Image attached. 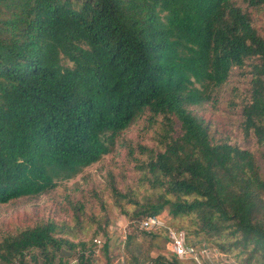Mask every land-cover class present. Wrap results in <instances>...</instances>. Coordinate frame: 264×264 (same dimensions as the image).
<instances>
[{
	"label": "trees",
	"instance_id": "trees-1",
	"mask_svg": "<svg viewBox=\"0 0 264 264\" xmlns=\"http://www.w3.org/2000/svg\"><path fill=\"white\" fill-rule=\"evenodd\" d=\"M231 76L247 81L245 89L233 85L228 100L239 107L242 138L264 144V37L237 0H0V204L53 189L120 144L153 190L141 202L109 183L134 230L154 237L137 222L166 210L215 240L218 252L264 264L256 153L212 136L195 111ZM140 119L157 132L159 150L119 141ZM83 206L72 205L73 224L48 219L0 230V264H68L62 248L76 251L77 264H92L96 232L84 240ZM133 238L125 235L124 264H184L173 253L142 251ZM103 252L109 264L107 241Z\"/></svg>",
	"mask_w": 264,
	"mask_h": 264
},
{
	"label": "rangeland",
	"instance_id": "rangeland-1",
	"mask_svg": "<svg viewBox=\"0 0 264 264\" xmlns=\"http://www.w3.org/2000/svg\"><path fill=\"white\" fill-rule=\"evenodd\" d=\"M237 4L246 8L250 14L253 26L257 32L264 37V5L254 8L243 0H237ZM240 86L245 89L247 81L244 78L231 76L229 83L219 90L216 100L207 102L204 106L195 108V111L202 116L209 124V132L214 137L228 136L230 140L242 148L253 149L256 153L258 163L264 172V144H258L256 139H243L239 130L237 119L239 118V107L232 108L228 105L231 98L232 86ZM122 139H132L141 142L156 150L160 149L159 136L155 129L148 127L145 120L134 121L127 129L119 135ZM126 150L123 145L118 144L113 151L102 156V158L83 168L73 178L57 184L56 187L36 196L22 197L5 204H0V230L11 231L17 225H32L40 220L53 219L55 221H68L73 224V204H83L82 227L84 240L89 239L93 233L95 236V254L92 264H107V256L103 252V245L107 241L109 264H124V239L125 235L133 232V241L140 244L142 251L171 254L165 230H159L154 237L140 235L134 230L129 217L124 215L120 208L112 202L109 183L111 179L122 190L128 187L133 191V198L143 202L146 195H153L146 181L138 179L139 172L133 168V163L126 158ZM125 207L133 210L136 205L125 200ZM103 205V206H102ZM168 225L182 228L190 244L197 246L198 250L202 244H207L211 252L216 249L212 238L204 233L194 232V227L187 218H173L167 211L161 215ZM99 226L104 227L98 230ZM82 235H80L81 237ZM77 238V240L80 239ZM222 242V239H218ZM231 239L224 242L228 243ZM69 254L63 257L68 264H77V253L69 250ZM31 253H37L31 249ZM236 250L230 253H223L231 256L241 264V258L235 257Z\"/></svg>",
	"mask_w": 264,
	"mask_h": 264
},
{
	"label": "built area",
	"instance_id": "built-area-1",
	"mask_svg": "<svg viewBox=\"0 0 264 264\" xmlns=\"http://www.w3.org/2000/svg\"><path fill=\"white\" fill-rule=\"evenodd\" d=\"M137 223L138 228L142 231L153 233L162 229L165 230L169 249L181 260L189 259L194 264H240L231 256L218 252L216 249L210 252L205 246L198 251L196 245L188 242L187 235L182 228L168 225L161 215H146L141 217Z\"/></svg>",
	"mask_w": 264,
	"mask_h": 264
},
{
	"label": "crops",
	"instance_id": "crops-1",
	"mask_svg": "<svg viewBox=\"0 0 264 264\" xmlns=\"http://www.w3.org/2000/svg\"><path fill=\"white\" fill-rule=\"evenodd\" d=\"M206 246V244H202V247L198 250V248H197V246H196V249L198 250V251H200L202 248H204ZM206 248H207V250H209L210 252H211V250H210V248L209 247H207L206 246ZM215 250V249H214ZM167 255V254H166ZM183 262H184V264H194L191 260H189V259H183L182 260Z\"/></svg>",
	"mask_w": 264,
	"mask_h": 264
},
{
	"label": "water",
	"instance_id": "water-1",
	"mask_svg": "<svg viewBox=\"0 0 264 264\" xmlns=\"http://www.w3.org/2000/svg\"><path fill=\"white\" fill-rule=\"evenodd\" d=\"M68 254H69V251L65 250L64 248H62V249L59 251V256H60V257L67 256Z\"/></svg>",
	"mask_w": 264,
	"mask_h": 264
}]
</instances>
